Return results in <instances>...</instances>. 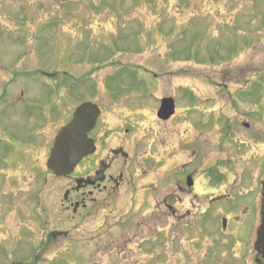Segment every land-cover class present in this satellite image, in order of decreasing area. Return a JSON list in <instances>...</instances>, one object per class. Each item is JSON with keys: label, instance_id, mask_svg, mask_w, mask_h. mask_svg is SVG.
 <instances>
[{"label": "rangeland", "instance_id": "rangeland-1", "mask_svg": "<svg viewBox=\"0 0 264 264\" xmlns=\"http://www.w3.org/2000/svg\"><path fill=\"white\" fill-rule=\"evenodd\" d=\"M164 98L175 104L170 119L157 116ZM85 101L102 107L100 148L129 158L112 168L124 173L119 192L73 220L61 205L66 176L46 161ZM256 103L264 106V0H0V264H172L183 247L205 250L216 231L200 224L202 248L178 231L161 258L160 240L174 234L161 230L178 229L169 206L176 216L209 207L222 238L229 203L215 201L238 181L237 171L224 181L222 166L242 156L239 140L247 157L262 154L264 125L246 115L227 142L216 123ZM114 216L122 222L103 227Z\"/></svg>", "mask_w": 264, "mask_h": 264}, {"label": "flooded vegetation", "instance_id": "flooded-vegetation-1", "mask_svg": "<svg viewBox=\"0 0 264 264\" xmlns=\"http://www.w3.org/2000/svg\"><path fill=\"white\" fill-rule=\"evenodd\" d=\"M261 90L259 89V92ZM259 104L256 103V105L251 108L249 114L239 110V107H234V109H238L237 114H241L242 117L238 116L234 118L233 116L218 118L216 125L220 126L219 131L222 135L221 139L227 142L229 141L230 132L228 126L230 124L243 122L246 125L245 120H243L247 117L246 115H251L249 116L253 120L251 123L264 125V106L261 104L260 108ZM97 106L100 113L94 127L88 133V137L93 141L95 146L94 151L85 156L76 165L73 172L65 177L67 184L64 186L61 205L64 211L71 210L70 212L72 215L70 218L73 220L79 218L84 219L87 216H91L95 213V210H98L101 203H105L108 198L119 192L122 185L125 184L123 180V171L117 172L116 170L114 172L112 168L114 166L116 168L118 162L122 161L119 169H125L128 165L129 156L123 153L121 149L111 147L105 151V148H100L102 143L105 145L108 130L98 128L99 120L102 115V107L100 104H97ZM254 110L258 112L257 115L254 113ZM170 118L171 116L168 119ZM119 131L118 129L116 132L117 135L120 134ZM123 132L127 133V129ZM125 133L123 134L125 135ZM234 145L237 146L236 149L239 151V155L242 154V156L237 160L234 158L232 161H225L222 167L224 181L226 180L225 175L227 178L226 173L234 171H237L235 178H238V181L233 182L232 186L228 187L229 195L215 201L218 203L223 199L224 201H222V203L224 206L225 203H229V206H225L222 211V214L225 216L220 219L219 232L221 233L222 231V238L218 237L217 228L213 229V226L217 225V221L212 219L213 216L207 215L211 210L209 207L202 213V215L205 214L206 216H190L191 214H189V211L187 212L189 216H176L177 213L174 212V207L169 206L173 214L171 217L178 220L176 226L178 229L176 228L177 230L175 231H166L167 228L164 227L163 230H161V233L163 231L170 234L174 233L170 237L164 235V239L160 240L161 243H163L161 258L166 253L164 252V243L170 242L174 246L177 242L178 234L176 233H178V231H181L183 237L187 239H189L187 236H194L195 239L192 238L191 240V242H194V248H202L203 244L195 243L198 242V237L201 238L204 236L207 238L209 235L207 233L203 235L195 233L199 231L197 227L202 224L208 228L209 232L216 231L215 236L211 234V236H213L211 237L212 243L205 245L206 249L197 251L194 256L192 254L195 250L189 247H183L184 250L179 252L176 251V253L172 255L173 258L170 257L173 262L172 264H264V152L262 154L252 152L247 157V153L245 152L247 144L245 141L242 142L239 140L238 142H234ZM233 148L235 149V147ZM236 149L234 151H237ZM83 164L84 166H82ZM210 168L212 167L207 169ZM178 187V191L184 189L181 185H178ZM178 191H176L171 198L174 201V206L177 205V207H180L182 200L177 195ZM241 200H245L246 202H241ZM210 205L213 206L212 202H210ZM128 215L129 212L120 214V216L126 217L127 220H134L135 217H137ZM122 220V218L114 216L110 218V223H107L103 227L113 224V222L117 224L121 223ZM204 220V223L200 222ZM211 223H214L212 227ZM139 226H141V223ZM101 229L103 230V228ZM214 240L216 243H214ZM141 242L143 241L141 240ZM182 246L180 242L179 247ZM181 253L184 255L182 256ZM201 253L203 254L200 255ZM164 261L165 260L162 259V262Z\"/></svg>", "mask_w": 264, "mask_h": 264}, {"label": "water", "instance_id": "water-1", "mask_svg": "<svg viewBox=\"0 0 264 264\" xmlns=\"http://www.w3.org/2000/svg\"><path fill=\"white\" fill-rule=\"evenodd\" d=\"M99 113L96 104L83 102L76 107L71 120L57 132L46 161L47 168L55 176L69 175L82 158L94 151L93 141L87 134L94 127ZM173 113V99H162L157 116L168 119ZM188 181L190 185V178Z\"/></svg>", "mask_w": 264, "mask_h": 264}, {"label": "bare ground", "instance_id": "bare-ground-1", "mask_svg": "<svg viewBox=\"0 0 264 264\" xmlns=\"http://www.w3.org/2000/svg\"><path fill=\"white\" fill-rule=\"evenodd\" d=\"M49 155H50V152H49Z\"/></svg>", "mask_w": 264, "mask_h": 264}, {"label": "trees", "instance_id": "trees-1", "mask_svg": "<svg viewBox=\"0 0 264 264\" xmlns=\"http://www.w3.org/2000/svg\"><path fill=\"white\" fill-rule=\"evenodd\" d=\"M50 173V172H49ZM17 264H19V263H17Z\"/></svg>", "mask_w": 264, "mask_h": 264}]
</instances>
